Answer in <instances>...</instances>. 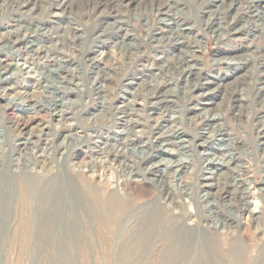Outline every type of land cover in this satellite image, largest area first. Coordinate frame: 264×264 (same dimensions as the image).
<instances>
[{
    "label": "rangeland",
    "instance_id": "1",
    "mask_svg": "<svg viewBox=\"0 0 264 264\" xmlns=\"http://www.w3.org/2000/svg\"><path fill=\"white\" fill-rule=\"evenodd\" d=\"M244 1L0 0V264H247L248 257L264 264V236L243 231L255 224L264 231V139L257 135L264 129V13L252 6L236 15ZM153 90L165 102L152 100ZM203 113L214 116L210 126L201 124ZM159 143L173 152L161 165L186 161L175 177L191 198L169 189L171 171L155 166L147 176L159 192L152 181L111 191L109 180L129 178L128 165L154 163ZM112 152L116 162L107 161ZM207 158L217 163L210 174ZM99 161L112 167L105 177L99 170L78 184L71 178ZM48 179L50 202L40 208ZM237 181L247 186L245 200ZM23 187L32 194L28 205ZM157 193L160 205L138 206ZM254 206L261 212L249 213ZM26 208L32 219L23 228ZM25 229L31 237L24 241L16 234Z\"/></svg>",
    "mask_w": 264,
    "mask_h": 264
},
{
    "label": "bare ground",
    "instance_id": "2",
    "mask_svg": "<svg viewBox=\"0 0 264 264\" xmlns=\"http://www.w3.org/2000/svg\"><path fill=\"white\" fill-rule=\"evenodd\" d=\"M245 3H247L246 4V6H244V4ZM244 4H242L241 2H240V6H237L236 8L234 7V9L236 10V12H235V14L236 15H238V14H242V9L243 8H252V6H256V10H258L257 8H262V10H263V13H264V0H245L244 1ZM167 6V5H166ZM167 8V7H166ZM205 8V7H204ZM203 8V9H204ZM167 10V9H166ZM255 10V11H256ZM155 11V10H154ZM211 11V10H210ZM60 12V11H59ZM251 12V11H250ZM167 13V12H166ZM255 14V13H254ZM258 14V13H257ZM256 14V15H257ZM159 15V14H158ZM210 15H211V13H207V15H206V21H205V23L206 22H208L207 24H209V22L211 21V17H210ZM168 16V15H167ZM214 16V15H213ZM232 16V15H231ZM260 16V15H259ZM217 17H218V14H217ZM219 17H220V15H219ZM222 17V16H221ZM252 17V16H251ZM257 17V16H256ZM262 18H264V14H263V16H261ZM157 18V17H156ZM202 18V17H201ZM215 18V17H214ZM242 18V17H241ZM246 18H247V16H246ZM253 18V17H252ZM161 19H162V17H161ZM188 19V18H187ZM225 19V18H224ZM227 19V18H226ZM258 19V18H257ZM182 20H184V19H182ZM182 20H180V21H182ZM218 20V19H217ZM222 20V19H221ZM258 20H260V18L258 19ZM161 21V20H160ZM176 21V20H175ZM227 21H229V20H227ZM235 24H233L232 25V28L234 29V31H240L241 30V28L240 27H242L243 28V25L242 26H240V27H237L238 26V24H237V20H236V18H235ZM252 21V20H251ZM219 22V21H218ZM256 22V21H255ZM178 23V22H177ZM216 23V22H215ZM190 24H191V22H190ZM219 24V23H218ZM158 25V24H157ZM177 25V24H176ZM184 25H187L186 23H182L181 22V24L179 23L178 24V26H184ZM205 25V24H204ZM221 25V24H220ZM191 26V25H190ZM189 26V27H190ZM213 26V25H212ZM212 26H211V28H212ZM219 26V25H218ZM217 26V27H218ZM235 26L237 27V28H235ZM186 27V26H185ZM216 27V26H215ZM220 27V26H219ZM218 27V28H219ZM156 29V28H155ZM154 29V30H155ZM182 29H185V28H182ZM214 29H216V28H214ZM261 29V28H260ZM101 30V29H100ZM250 30V29H249ZM248 30V31H249ZM257 30H259V29H257ZM179 31V30H178ZM182 31V30H181ZM263 31V30H262ZM184 32V31H183ZM190 32V31H189ZM257 32V31H256ZM245 34V33H244ZM218 36H219V34L217 35V38H218ZM14 37V36H13ZM181 38V37H180ZM150 39H151V37H150ZM167 39V38H166ZM10 41L12 42V44H17L19 41H18V39L17 38H11L10 39ZM177 41V40H176ZM172 42V41H171ZM175 42V41H174ZM178 42V41H177ZM182 42V41H181ZM180 42V43H181ZM179 43V42H178ZM174 44V43H173ZM176 44V43H175ZM61 45V44H60ZM181 46H183L182 44H179L178 45V47H181ZM65 47V46H64ZM184 47V46H183ZM230 47V46H229ZM186 48V46L184 47V49ZM181 50V49H180ZM180 50H179V52H180ZM236 51V50H235ZM264 52V51H263ZM243 54V53H242ZM241 54V55H242ZM189 56H190V53H189ZM240 57V56H239ZM219 58V57H218ZM218 58H217V62L216 63H220V64H223V65H230L231 63H230V61L229 60H231L229 57H224V58H219V59H221V60H218ZM235 58V57H234ZM243 58V57H242ZM245 58V57H244ZM186 58H184L183 60H184V62H185V68H183V69H181L182 71L181 72H183L184 73V75H185V77H189L194 71H193V67H192V65H189L188 63L189 62H187L186 60H185ZM241 59V58H240ZM246 60H247V58H245ZM244 60V59H243ZM4 61V60H3ZM194 61V60H193ZM245 61V60H244ZM243 61V62H244ZM183 64V63H182ZM1 65V64H0ZM3 65V64H2ZM180 65H181V63H180ZM195 65V64H194ZM3 66H5V65H3ZM184 66V65H183ZM182 68V67H181ZM43 71V70H42ZM173 72V71H172ZM175 73V72H174ZM182 73V74H183ZM194 74V73H193ZM199 74V73H198ZM194 76V75H193ZM159 80V79H158ZM57 81V80H56ZM130 82V81H129ZM143 84V83H142ZM184 84V83H183ZM52 87V86H51ZM156 87V86H155ZM160 88V87H159ZM259 88V87H258ZM158 89V88H157ZM162 89V88H161ZM239 89V88H238ZM165 90V89H164ZM154 92H153V95H155V97H152V100L153 99H156L157 100V102H159V100L162 102H165V96L163 95V93L162 94H160L161 92H160V90H153ZM241 91V90H240ZM264 91V90H263ZM129 93V92H128ZM202 93V92H201ZM203 94H204V92H203ZM244 94V93H243ZM235 95V94H234ZM237 95V94H236ZM167 96V95H166ZM230 96V95H229ZM263 98V97H262ZM238 99V98H237ZM242 99V98H241ZM149 100V99H148ZM168 100H170V99H168ZM238 100H240V99H238ZM242 101V100H241ZM152 102V101H151ZM151 102H149L150 104H153V103H151ZM166 102H168V101H166ZM29 103V102H28ZM27 103V104H28ZM148 103V102H147ZM155 104H157L156 103V101H155ZM155 104H153V105H155ZM171 104V103H170ZM31 105V104H30ZM159 105V104H158ZM165 105V104H164ZM177 105V104H176ZM185 105V104H184ZM195 105H197V104H195ZM259 105V104H258ZM151 106V105H150ZM149 107V106H148ZM153 107V106H152ZM168 107V106H167ZM244 107V106H243ZM258 107V106H257ZM160 108V107H159ZM171 108V107H170ZM147 109H149V108H147ZM167 110V109H166ZM119 112H120V110H118ZM162 111H163V109H162ZM128 113V112H127ZM169 113H171V114H173L172 112H169ZM205 113H207V111L205 112ZM205 113H203V114H201L200 115V122H201V124L202 123H204L205 122V126H210L212 123H213V121H215L214 119V116H206V114ZM211 113V112H210ZM124 114V113H123ZM116 116V115H115ZM114 116V117H115ZM172 115H170V117H171ZM175 116V115H174ZM173 117V116H172ZM183 118V117H182ZM72 119V118H71ZM109 119V118H108ZM141 119V118H140ZM176 119V118H175ZM59 120V119H58ZM101 120V119H100ZM113 120V119H112ZM127 120V119H126ZM132 122V120L130 119V120H127L125 123V125H124V128L125 129H127V130H129V131H131V127L129 126V124H128V122ZM137 121V120H136ZM113 122H114V120H113ZM134 122V121H133ZM258 122V121H257ZM260 122V121H259ZM85 123V122H84ZM172 123V122H171ZM131 124V123H130ZM173 124V123H172ZM171 124V125H172ZM168 126V125H167ZM117 127H119V126H117ZM161 127V126H160ZM171 127V126H170ZM68 128V127H67ZM67 128H64L62 131H60L59 133H63V132H65L66 130H68ZM69 128H71V127H69ZM79 129V128H78ZM155 129V128H154ZM161 129V128H160ZM173 129V128H172ZM205 129V128H204ZM170 130V129H169ZM175 130V129H174ZM152 131V130H151ZM172 131V130H171ZM220 131V130H219ZM218 131V132H219ZM117 132V136H119V135H122L121 133H118V131H116ZM128 132V131H127ZM173 132V134H177V139H179V142H184V140L185 139H183V138H181L182 137V134H181V132L179 131H172ZM256 132V131H255ZM125 133V132H124ZM132 133V132H131ZM162 133V132H161ZM170 133V132H169ZM216 133V132H215ZM214 133V134H215ZM164 135H165V133H163ZM162 134V135H163ZM227 134V133H226ZM47 135V134H46ZM61 135V134H60ZM161 135V136H162ZM257 135L259 136V138L260 139H264V129L263 130H259L258 132H257ZM221 136V135H220ZM55 137V136H54ZM63 137V136H62ZM122 138H120V139H125V140H129V141H131L132 143H134V142H136V140H138L139 139V137H138V135H136V134H126V135H122L121 136ZM133 137V138H132ZM176 137V136H175ZM47 138V137H46ZM119 139V140H120ZM164 139V138H163ZM17 140V139H16ZM44 140H46V139H44ZM50 140V139H49ZM202 140H204V139H202ZM28 141V140H27ZM47 141V140H46ZM161 141V140H160ZM164 140H162L161 142H163ZM261 141V140H260ZM22 142V141H21ZM45 142V141H44ZM140 142H142V145L143 146H147V145H149L150 143H149V140H148V142L147 141H141V139H140ZM29 143V142H28ZM198 143H201V142H198ZM24 145H28V144H25V143H23ZM22 144V145H23ZM42 144V143H41ZM40 144V145H41ZM162 144L163 143H159L156 147H158V153H157V156H156V161L154 162V163H150L151 165H147L146 166V164L149 162V161H146V162H143V163H146L145 164V166L144 167H139V162L138 163H134V164H130V165H128V167H127V171H128V173H127V175H128V179L127 180H125L124 181V183L122 182L121 183V181H119V179H118V181L116 180V181H114V182H112V181H110L109 180V182L107 183V185H109V186H111L113 189L111 190V188L109 187V189L111 190V191H113V192H115V193H119V191L121 192L122 191V193H124L123 192V189H122V186H127V185H139V184H142L143 182H149V181H152V185H153V187H155V190L157 189L158 190V192L160 191L159 190V187H158V185L156 184V182H154V180H152V179H150V178H148V176H147V172L148 171H150L154 166L155 167H157L158 169H162V170H169V171H171V173H172V176H171V178L172 179H170V181H169V189H172L173 191H178V193H179V195L180 196H183V195H186L188 198H191V195H190V192H187L186 191V189H185V187H182V183L180 182V178H176L175 177V174L177 173V172H179L181 169H183L184 168V165L186 164L185 162V160L184 159H181V158H177V159H175L174 161L176 162L175 163V165H174V167H171V166H169V165H161L160 163L163 161V160H165V159H168V160H170V158H167L166 156H170L171 155V153H173L172 152V150H168L167 148H164V147H162ZM209 144V143H208ZM58 145V144H57ZM121 145V144H120ZM183 145V144H182ZM118 146V145H117ZM30 147V146H29ZM38 147V146H37ZM43 147V146H42ZM42 147H39V148H42ZM60 147V146H59ZM63 147L64 146H62V149H63ZM258 147V146H257ZM263 147V146H262ZM31 148V147H30ZM57 148V147H56ZM144 148V147H143ZM264 148V147H263ZM57 149H59V148H57ZM56 149V150H57ZM67 149V148H66ZM246 149V148H245ZM49 150V149H48ZM58 151V150H57ZM64 151V150H63ZM113 151V150H112ZM118 151V150H117ZM262 151V150H261ZM225 152H227L226 150H222V152H220V154H222V155H224L225 154ZM7 153V152H6ZM9 153H10V151H9ZM26 153V152H25ZM66 153V152H65ZM119 153V152H118ZM118 153L117 152H112V154L107 158V161H110L111 160V162L113 161V162H116V160H117V157H118ZM154 153V152H153ZM215 154V153H214ZM64 155V154H63ZM108 155V154H107ZM123 155V154H122ZM40 156V155H39ZM41 156H43L42 154H41ZM215 156V155H214ZM220 156V155H219ZM148 157V156H147ZM223 157V156H222ZM224 157H226V156H224ZM227 157H229V160L230 159H232L233 158V156L232 155H227ZM40 158V157H39ZM123 158V157H122ZM21 159V158H20ZM47 159V158H46ZM148 159V158H147ZM220 159V158H219ZM223 159H225V158H223ZM228 159V158H227ZM121 160V159H120ZM119 160V162H121ZM212 160H215V159H211V158H207L206 160H205V165L206 166H208L207 168H206V170L208 169L209 170V174L211 173V169H212V166L213 165H215V164H217L216 162H214V161H212ZM218 160V159H217ZM226 160V159H225ZM135 161V160H134ZM110 162V163H111ZM170 162V161H169ZM168 161H167V163H169ZM220 162V161H219ZM224 162V161H223ZM236 162V161H235ZM11 163V162H10ZM126 163V162H125ZM225 163V162H224ZM9 164V163H8ZM18 164V163H17ZM26 164H27V162H26ZM114 164V163H113ZM164 164V163H163ZM219 164V163H218ZM221 164V163H220ZM227 164V163H226ZM14 165V164H13ZM21 165V164H20ZM23 165V164H22ZM237 165V164H236ZM0 166H1V164H0ZM29 166V165H28ZM40 166V165H39ZM226 166V165H225ZM255 166V165H254ZM4 167V166H3ZM19 167V166H18ZM27 167V166H26ZM114 167V166H113ZM139 167V168H138ZM228 167H229V165H228ZM234 167V166H233ZM75 168V167H74ZM106 168H108V169H111L112 167L111 166H105L104 164H102L100 161L99 162H95V163H93V164H86V165H84V167L79 171V169H78V171H76V173L74 174L73 173V175L74 176H71V178L74 180V182H77V184L78 183H80L79 181L81 180V179H88V178H93L94 176H95V172H98L99 170V173L103 176V177H105V175H104V173H105V169ZM115 168V167H114ZM1 169H3V168H1ZM8 169V168H7ZM30 169V168H29ZM40 169V168H39ZM236 169V168H235ZM1 171V170H0ZM20 171V170H19ZM18 171V172H19ZM30 171H31V169H30ZM35 171V170H34ZM91 172V174L90 175H88L87 173L88 172ZM182 171V170H181ZM225 171V170H224ZM228 171V170H227ZM235 171V170H234ZM21 172V171H20ZM19 172V173H20ZM33 172V171H32ZM72 172H74V171H72ZM157 172V171H156ZM185 172V171H184ZM204 172V171H203ZM213 172H214V170H213ZM241 172V171H240ZM239 172V173H240ZM12 173V172H11ZM39 173V172H38ZM115 173H116V171H115ZM25 174V173H24ZM23 174V175H24ZM180 174V173H179ZM241 174V173H240ZM1 175V174H0ZM15 175V174H14ZM36 175V174H35ZM67 175H69V174H67ZM118 175H120V174H118ZM109 176V175H108ZM113 176V175H112ZM3 177V176H2ZM14 177V176H13ZM48 177V176H47ZM199 177V176H198ZM208 177V175L205 177V178H207ZM235 177V176H234ZM12 178V177H11ZM20 178V177H19ZM22 178H24V177H22ZM27 179H28V177H26ZM55 178V177H54ZM53 178V179H54ZM70 178V179H71ZM99 178H100V176H99ZM108 178V177H107ZM31 179V178H30ZM45 179V178H44ZM56 179V178H55ZM69 179V180H70ZM97 179V178H96ZM110 179V178H109ZM114 179V176H113V178H112V180ZM38 180V179H37ZM47 180V179H46ZM49 180V179H48ZM68 180V179H67ZM206 180V179H205ZM51 181H53V180H51ZM105 181V180H104ZM264 181V180H263ZM12 182V181H11ZM19 182V181H18ZM23 182H24V180H23ZM42 182H44L45 183V181H42ZM41 182V183H42ZM72 182V181H71ZM208 182V181H207ZM211 182V181H210ZM229 182V181H228ZM234 182V181H233ZM56 183V182H55ZM223 183V182H222ZM27 184V183H26ZM72 184V183H71ZM231 184V183H230ZM235 184V183H234ZM251 184V183H250ZM17 185V184H16ZM50 180L46 183V185H44L45 186V189H46V193H45V195H46V197H44L43 199H42V201H41V207L40 208H44L45 206H47L48 205V203L50 202L48 199H49V197L47 196V194L49 193L48 191H49V188H50ZM206 185V184H205ZM228 185V184H227ZM29 186V185H28ZM39 186V185H38ZM40 186H41V184H40ZM53 186V185H52ZM77 186V185H76ZM185 186V185H184ZM239 186L241 187V194L243 195V200H245L246 198V196H247V194H248V191H247V186H245V184L244 183H242L241 181L240 182H236V187H238L239 188ZM56 187V189H57V186H55ZM75 187V186H74ZM80 187V186H79ZM71 188V187H70ZM223 188V187H222ZM18 189V188H17ZM54 189V188H53ZM236 189V188H235ZM260 189V191L261 192H264V187H260L259 188ZM2 190H4V188L2 189ZM6 190V189H5ZM48 190V191H47ZM52 190V189H51ZM69 190V189H68ZM77 190V189H76ZM82 190V189H81ZM156 190V191H157ZM167 190V189H166ZM22 191H23V194H24V198H25V202H26V205H28V203H30V201H32V194H31V192H30V190L28 189V188H24L23 187V189H22ZM55 192H56V190H54ZM54 191H52V193L54 192ZM66 191V190H65ZM91 190L89 189V192H90ZM99 191V190H98ZM97 191V192H98ZM170 191V190H169ZM189 191V190H188ZM236 191V190H235ZM44 192H45V190H44ZM44 192H43V194H44ZM59 192V191H58ZM101 192V191H100ZM107 192V191H106ZM105 192V193H106ZM164 192H166V191H164ZM184 192V193H183ZM227 192V191H226ZM237 192V191H236ZM52 193H50V195H52ZM239 193H240V190H239ZM8 194V193H7ZM18 194H21L22 195V193H18ZM60 194V193H59ZM80 194V193H79ZM173 194V193H172ZM40 195V194H39ZM62 195V194H61ZM75 195V194H74ZM88 195V194H87ZM264 195V194H263ZM10 196V195H9ZM55 196H56V194H55ZM54 196V198H56ZM86 196V195H85ZM131 196V195H130ZM186 196H184V197H186ZM240 196V195H239ZM245 196V197H244ZM21 197V196H20ZM43 197V196H42ZM91 197H93V196H91ZM96 197V196H95ZM95 197H93L94 199H96ZM129 197V196H128ZM197 197H199V195L197 196ZM50 198H51V196H50ZM59 198V197H58ZM82 198H84V196L82 197ZM200 198H202V197H200ZM60 199V198H59ZM106 199V198H105ZM104 198H103V200H105ZM178 199H180V198H178ZM12 200V199H11ZM53 200V199H52ZM55 200V199H54ZM61 200V199H60ZM162 200H164L165 201V198H163V197H161V196H159V193H157L156 195H155V197H153L152 199H150V200H148V201H146V202H144L143 204H139L138 206H142V207H145L146 209H148V208H150V207H152L154 204H158V205H160L161 203H162ZM172 200V199H171ZM169 201V205H167V206H172V204L174 203H172V201ZM197 200H199V199H197ZM257 203H260V201L259 200H257V199H254ZM57 201V200H56ZM94 201H96V200H94ZM106 201V200H105ZM108 201H109V198H108ZM37 202V201H36ZM52 202H54V201H52ZM63 202V201H62ZM79 202V201H78ZM92 202V201H91ZM168 202V201H167ZM247 202V201H246ZM245 202V203H246ZM40 203V202H39ZM57 203V202H56ZM87 203V202H86ZM204 203V202H203ZM203 203H202V205H203ZM2 204V203H1ZM7 204V203H6ZM14 204V203H13ZM54 204V203H53ZM80 204V203H79ZM104 204V203H103ZM102 204V205H103ZM108 204H109V202H108ZM115 204V203H114ZM200 204V203H199ZM247 204V203H246ZM262 204V203H261ZM10 205V204H9ZM37 205V204H36ZM57 205V204H56ZM201 205V204H200ZM209 205V204H208ZM53 206V205H52ZM157 206V205H156ZM210 206V205H209ZM36 207V206H35ZM155 207V206H154ZM213 207V206H212ZM247 207V206H246ZM39 208V207H38ZM49 208V207H48ZM102 208V207H101ZM182 208H184V207H182ZM203 208H204V206H203ZM35 209V208H34ZM88 209V208H87ZM91 209H93V208H91ZM185 209V208H184ZM246 209V208H245ZM259 210V212H261V209H260V207L258 206H254V209L253 210H249L248 212L249 213H251V214H255L254 212V210ZM264 209V208H263ZM43 209H41V211H42ZM53 210V209H52ZM110 210H111V208H110ZM170 210H172V209H170ZM257 210V211H258ZM40 211V210H39ZM44 211V210H43ZM85 211V210H84ZM55 212H56V210H55ZM201 212V211H200ZM39 213V212H38ZM58 213V212H57ZM45 214V213H44ZM95 214V213H94ZM234 214V213H233ZM42 215V214H41ZM46 215V214H45ZM52 215V214H51ZM96 215V214H95ZM186 215V214H185ZM4 216V215H3ZM36 216V215H35ZM47 216H49V214L47 215ZM46 217V216H45ZM106 217V216H105ZM112 216H110L109 218H107L106 219V221H105V223H107V224H110L111 223V221H112V218H111ZM259 217V216H258ZM233 218L236 220V223H237V225H233V228L235 227H238V226H240V221H239V218H238V216H233ZM18 219V218H17ZM31 219H32V215L30 214V212H29V210L26 208V210H25V213H23L22 215H21V217H19V221H18V223L20 224V227L22 226L23 228H26V227H28V225H30V223H31ZM100 219V218H99ZM171 219H172V221H176L175 219H176V215L175 216H171ZM174 219V220H173ZM185 219V218H184ZM256 219V218H255ZM46 220H47V217H46ZM141 220V219H140ZM217 220H219V219H217ZM35 221V220H34ZM209 222H210V220H208ZM222 221V220H221ZM227 221V220H226ZM224 222V221H223ZM257 222V221H256ZM36 223V222H35ZM45 223H47V222H45ZM49 223V222H48ZM255 223V222H254ZM43 224V223H42ZM200 224H201V222H200ZM200 224H198L199 226H201ZM218 225V223L217 222H214L213 221V223H212V225ZM35 225V224H34ZM47 225V224H46ZM154 225V224H153ZM197 225V224H196ZM203 225V224H202ZM221 225V224H220ZM242 225V224H241ZM40 226V225H39ZM149 226V225H148ZM210 226V225H209ZM184 227H185V225H184ZM196 227V226H195ZM215 227V226H214ZM227 227H228V225H227ZM153 228V227H152ZM221 228H222V232H224L225 231V227H223L222 225H221ZM151 229V228H150ZM201 229V228H200ZM239 229V228H238ZM18 230V229H17ZM34 230V229H33ZM190 230V229H189ZM193 230V229H192ZM196 230V229H195ZM194 230V231H195ZM232 230V229H231ZM111 231V230H110ZM198 231V230H197ZM243 231H247V232H251L252 233V235L255 237V239L256 240H258V239H260L262 236H264V231L263 230H261L260 229V227H259V224H255L254 226H253V228L252 227H249L248 225L243 229ZM113 232L114 231H112V234H113ZM232 233H236L237 232V230L236 229H233L232 231H231ZM33 233H34V231H33ZM49 233V232H48ZM111 233V232H110ZM116 233V232H115ZM150 233V232H149ZM152 233V232H151ZM133 234V233H132ZM135 234V233H134ZM45 235V234H44ZM102 235V234H101ZM119 235V234H118ZM215 235H216V233H215ZM16 236H18V237H20L22 240H27L28 239V237L30 236V233L25 229V230H22V231H20V232H18L17 234H16ZM113 236V235H112ZM148 236V235H147ZM187 236H189V235H187ZM31 237V236H30ZM139 237V236H138ZM201 237V236H200ZM113 238V237H112ZM115 238V237H114ZM145 238V237H144ZM138 239V238H137ZM136 239V240H137ZM147 239V238H146ZM170 239V238H169ZM186 245V244H185ZM212 251V250H211ZM256 253H258V252H256ZM257 255V254H256ZM246 263L247 264H250V258L248 257L247 259H246Z\"/></svg>",
    "mask_w": 264,
    "mask_h": 264
}]
</instances>
